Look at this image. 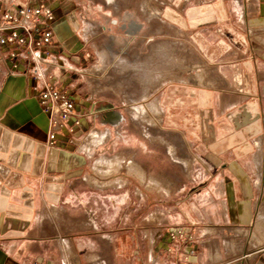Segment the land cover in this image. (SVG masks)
I'll list each match as a JSON object with an SVG mask.
<instances>
[{
    "label": "crops",
    "instance_id": "1",
    "mask_svg": "<svg viewBox=\"0 0 264 264\" xmlns=\"http://www.w3.org/2000/svg\"><path fill=\"white\" fill-rule=\"evenodd\" d=\"M44 1L57 15L48 48L64 65L55 70L56 83L76 110L51 145L52 121L40 102L33 60L20 58L15 68L9 48L0 47V264H264V134L257 131L264 119L233 113L211 119L212 126L226 125L223 131L194 134L192 147L200 163L196 177L182 185L185 190L193 186V193L180 198L178 213L169 209L157 220L156 200L142 198L147 213L141 214L139 197L125 212L122 196L102 195L108 189L117 192L122 184L95 179L108 176L103 166L114 158L93 163L109 135L101 128L106 115L78 90L77 65L89 60L80 2L0 4ZM211 5L228 14V23L234 20L231 14L242 26L251 16L264 20V0H212ZM256 27H264V21ZM237 107L229 104L227 110ZM92 132L97 136L90 143ZM130 164L136 173L144 172ZM175 228L185 229L192 239L170 241L168 232Z\"/></svg>",
    "mask_w": 264,
    "mask_h": 264
},
{
    "label": "rangeland",
    "instance_id": "2",
    "mask_svg": "<svg viewBox=\"0 0 264 264\" xmlns=\"http://www.w3.org/2000/svg\"><path fill=\"white\" fill-rule=\"evenodd\" d=\"M78 1L89 55L77 65L78 90L106 115L101 128L109 135L93 163L114 158L103 166L108 176L95 179L122 184L102 195L122 196L125 212L139 197L141 214L147 213L142 198L155 199L157 220L169 209L178 213L180 198L193 193L182 185L200 163L194 134L223 131L226 125L212 126L211 119L233 113L264 119V27H256L264 20L251 16L242 26L231 14L228 23L212 0ZM229 104L238 107L227 110ZM140 108L144 117L133 112ZM257 131L264 134V125Z\"/></svg>",
    "mask_w": 264,
    "mask_h": 264
},
{
    "label": "built area",
    "instance_id": "3",
    "mask_svg": "<svg viewBox=\"0 0 264 264\" xmlns=\"http://www.w3.org/2000/svg\"><path fill=\"white\" fill-rule=\"evenodd\" d=\"M57 15L51 3L44 1L34 6L15 7L0 4V47L9 48V56L15 62L30 56L33 60L32 76L40 90V102L52 121L49 134L53 145L57 135L67 129L76 110L70 95L57 86L55 70L63 68L48 49L53 45V27ZM172 242H186L192 237L183 228L168 232Z\"/></svg>",
    "mask_w": 264,
    "mask_h": 264
},
{
    "label": "bare ground",
    "instance_id": "4",
    "mask_svg": "<svg viewBox=\"0 0 264 264\" xmlns=\"http://www.w3.org/2000/svg\"><path fill=\"white\" fill-rule=\"evenodd\" d=\"M98 73V72H97ZM110 83V82H109ZM135 113V115H137L136 117H144V115L146 114L145 110H142V108L140 109H136L135 111H133ZM98 141V140H97ZM100 142V141H99ZM97 144V143H95ZM105 159V158H104ZM109 160V159H108ZM107 163V162H106ZM110 163V162H109ZM102 170V169H101ZM105 170V169H104ZM103 171V170H102ZM104 172V171H103ZM138 174H140L141 176H144V172L142 171H138Z\"/></svg>",
    "mask_w": 264,
    "mask_h": 264
}]
</instances>
